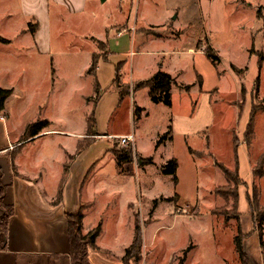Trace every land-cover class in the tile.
Here are the masks:
<instances>
[{"label":"rangeland","instance_id":"rangeland-1","mask_svg":"<svg viewBox=\"0 0 264 264\" xmlns=\"http://www.w3.org/2000/svg\"><path fill=\"white\" fill-rule=\"evenodd\" d=\"M121 9L130 20H136L135 29L144 31L147 38L160 36L155 31L158 26L140 27V22L157 23L168 17L173 28L183 33L175 31L180 36L174 39H149L143 44L144 51L136 52L140 47L131 33L117 26ZM27 20L25 15L22 21L26 24ZM48 28L50 55L29 59L24 52L19 64L16 61L12 66L23 70L21 78L0 75V85L13 87L7 105L17 126L49 119L51 127L67 133L39 140L66 139L67 150H74L82 162L104 156L101 172L113 168L111 151L131 150L132 159L122 163L121 170L141 178L137 182L131 179L134 188L140 181L147 187L142 190L143 205L140 197L135 202V224L140 226L143 240L140 259L126 264H181L183 252L184 264H243L233 243L237 223L247 257L244 264H264L255 218L264 208V175L252 176L251 172L264 171V160L259 157L264 153V109L259 107L264 104V60L260 69L257 64V55L262 52L264 56V0H86L82 12L52 14ZM197 36V50L191 52L188 48ZM25 40L21 42L26 44ZM207 44L213 47L215 64L205 54ZM92 56L96 67L89 70ZM50 58L55 71L46 73ZM158 63H163L162 70L177 75V83H194L188 91L173 86L171 106L152 104L145 88L132 96L134 84L149 78ZM196 81H202L201 88ZM133 97L146 108L141 120L132 115ZM252 107L259 109L252 114ZM250 118L253 136L246 152L243 143ZM167 125L172 127L173 139L155 152L154 139ZM81 132L85 135L79 138ZM121 132L134 133L139 154L153 156L158 164L174 156L179 164L178 183L165 175L152 176L160 172L156 165H148L147 175L141 176L134 143L122 146L117 136L108 135ZM185 141L193 149L191 155ZM44 149L43 153L56 155L54 148ZM235 155L240 179L227 183L218 164L228 168L233 178ZM160 194L173 195L172 208L164 207L169 210L166 216L160 206L158 220L149 224L151 218L142 219L141 209ZM3 215L0 206V224ZM3 232L0 226V235ZM80 234L84 232L80 230ZM261 238L264 242V223ZM3 242L1 236L0 245Z\"/></svg>","mask_w":264,"mask_h":264},{"label":"crops","instance_id":"crops-1","mask_svg":"<svg viewBox=\"0 0 264 264\" xmlns=\"http://www.w3.org/2000/svg\"><path fill=\"white\" fill-rule=\"evenodd\" d=\"M84 2L86 0H0V36L9 41L8 43H0V75H13L20 79L23 70L13 69L12 66L16 61V65L19 64L24 52H28L26 56L29 59H35L40 54L49 56L48 24L51 15H66L67 13L70 15L82 12ZM130 7L128 10L131 12ZM55 10L59 12H55ZM120 11L121 19L117 26L131 33L135 44L140 47L136 52H143V44L149 39H174L183 33V30L173 28L172 22H169L170 17H168L157 23L152 21L140 22V27L149 24L158 26L155 31L160 36L147 38L148 36L144 31L135 29L136 20H130L129 15L126 16L123 9ZM25 15L28 18L26 24L22 21ZM176 16L174 15L172 19H175ZM29 24H32L33 32L28 27ZM180 30V35L175 36V31ZM198 36L189 46V51L195 52L197 50L195 44L199 40ZM24 38L26 44L21 42ZM95 39L102 41L97 37ZM106 41L108 43L107 37ZM207 47L213 51L212 46L207 44ZM162 64H157L158 66L155 67L152 75L160 70L173 77L175 84L171 86V98L173 86L183 88L179 87L181 84L189 85L191 88L194 85V83H177V75L162 70ZM54 71L52 58H50L46 73H53ZM95 85L97 86V81H95ZM0 86V88L12 90L5 99L3 108L0 109V112L5 115V120H0V206L4 212L0 224L4 227V232L0 235V238L1 236L4 237V242L0 245V264H74L76 262L81 264H126L122 261V257L133 239L136 223V198L139 199L140 197L143 205L142 190H145L147 186L142 185L140 181L137 183L138 187L134 188L131 179L137 182L140 177L134 178V174L128 170L121 171L117 167L114 155L111 158L114 163L111 172H101V162L104 156L92 160V162L85 158L87 161L82 162V160H78L79 156H76L74 150L71 148L70 151L67 150L66 139L62 142L47 138L39 140L55 133L63 132V135L67 133L66 130L51 127L53 126L52 122L47 118L35 120H46L48 125L43 127L37 135L21 141L25 127L35 121H28L25 126H17L16 122L14 123L11 109L7 105L8 100L14 95L13 87ZM198 86L202 87V81L198 83ZM143 88L147 92L149 101L153 104L148 88ZM136 91L132 93V96H135ZM184 91L188 90L184 89ZM132 103L135 104V107L142 109L139 115L141 120L147 114L146 108L138 104L133 97L131 102L132 115L134 112ZM168 127L171 138L157 147L154 146L155 152L162 150L167 143L172 141L171 125H167L162 134L167 131ZM129 133L132 132L110 133L108 135L118 136ZM162 134H158L154 142ZM84 135L83 132L77 134L79 138ZM133 136L135 154L139 156L138 164L140 165L141 176L147 175L149 170L146 167L148 165H156L160 168L167 160L175 158L174 156L167 157L164 162L158 164L153 156L140 155L136 148L134 133ZM185 143L187 151L189 148L192 149L186 141ZM244 144L245 151L248 152L246 142ZM51 147L55 149L56 155L43 153L44 148ZM108 149L110 151V145ZM188 153L192 154L189 151ZM248 156L249 154L246 153L244 157L247 158V163L251 168ZM178 166L179 164L176 169L177 179L175 182L170 175H165L174 184H177L179 180ZM157 175L162 176L164 174L159 171L158 174H152V176ZM119 178L121 179L119 180ZM175 194L178 195L177 192L173 193V195ZM173 195L160 194L148 199L147 205H144L142 209L140 208L142 219L143 216L145 219L149 216L151 218L149 224L158 220L156 216L160 206L164 210V215L167 216L169 210L167 212L165 208L171 206L169 204L173 201ZM155 200L156 203L153 204ZM81 206H84L81 220V230L84 235L97 226H100V231L94 239V244L82 239L79 241L78 250H73L67 215H75ZM109 228H113L112 232ZM104 255L105 257H103ZM183 262L181 264H184Z\"/></svg>","mask_w":264,"mask_h":264},{"label":"trees","instance_id":"trees-1","mask_svg":"<svg viewBox=\"0 0 264 264\" xmlns=\"http://www.w3.org/2000/svg\"><path fill=\"white\" fill-rule=\"evenodd\" d=\"M259 14H260V9L257 10V15H259ZM28 27L33 32V28H31L32 24H29ZM8 42L9 41L7 39L0 36V43H8ZM250 52L251 53L253 52V47L250 48ZM205 54L211 60V62L213 64L216 63L217 57L214 54H212L211 48L207 47L205 49ZM263 60H264L263 53L260 52L257 55L258 69L261 68ZM96 62L97 61L94 59V56H92V62H91V66L89 67V70H91L92 67H96ZM173 84H175L173 77L170 74L159 70V71L155 72L149 78L134 84L133 90L136 91L140 88L147 87L148 92H149V96H150V100L153 103H163L164 105L170 106L171 105L170 90H171V86ZM258 85H259L258 84V78H256L255 88L257 91H258ZM116 86L118 87V84ZM182 87L185 90L190 89L189 85H185ZM11 92H12L11 89L0 88V109L3 108L4 101L11 94ZM120 96L122 97L121 92H120ZM261 106H263L262 109H264V104L259 105L260 108H261ZM258 109H259L258 107L257 108L252 107V110H253L252 114L254 112H256ZM141 110H142L141 108L135 107L134 112H133L134 115H137L139 118ZM46 125H48V122L46 120L35 121V122L28 124L24 129V132H23L22 137H21V141H24L26 139H29V138L37 135L43 129V127H45ZM88 131L91 132L90 129H88ZM246 132L247 133H246V137H245V142L247 144L248 141L251 140V138L253 136L252 118H250V120L247 124V131ZM92 134L93 133H87V135H92ZM170 138H171L170 128L168 127L167 131L158 137V139L155 143V146L157 147L158 145L165 142L166 140H169ZM233 146H234V151H236V148L238 146V140H237L236 136H235V141H233ZM189 152L192 153V150L190 148H189ZM112 153L114 155L116 164L120 170L122 169V167H121L122 163L130 162L132 159V152L130 149L121 150V151L115 150V151H112ZM259 157H260V159L264 160V153L261 154ZM236 158L237 157L235 155V161H234L235 162L234 163L235 173H234L233 178L231 177V171L228 168H225L223 165L218 164V167L221 169V171L224 175L225 181L227 183L230 181L235 182L234 180L236 178H239L238 160ZM148 161H150V160H148ZM177 165H178L177 160L175 158H171V159L167 160L160 167V172L164 175H170L172 177V180L175 182L177 179L176 178ZM252 175L261 177L264 175V171L262 172L260 170L259 172H256L255 170H253ZM233 197H234L235 206L237 207L238 198H239L237 187L235 189ZM253 198L255 199L254 195H253ZM155 203H156V200L153 201V204H155ZM83 208H84V206H81L79 211L75 215H67L68 222H69L70 241H71V246L73 247V250H78L79 241L82 239L86 240L85 238L88 239L87 241L89 243L94 244V239H95L96 235L98 234V232L100 231V226H97L94 229H92L91 231H89L86 235L80 234L81 220L83 217V214H82ZM236 218H237V222H238V216H236ZM255 218H256V227H257L258 232H259V234H258L259 245H260V248H263L262 252L264 253V242H262V238H261V229H262V225L264 223V208H261V209H259V211H257ZM233 243L235 245V249L239 255L240 260L244 264L247 257H246V253H245L243 243H242V231H241L239 223H237V229H236V234L233 238ZM141 248H142V231L140 229V226L138 224H135L132 242L125 249L124 255L122 257V261L124 263H126L127 260L133 259L135 262H137L140 259ZM185 256H186V252H183L182 257L180 258L181 262L184 261ZM77 263L81 264L79 262H77Z\"/></svg>","mask_w":264,"mask_h":264},{"label":"built area","instance_id":"built-area-1","mask_svg":"<svg viewBox=\"0 0 264 264\" xmlns=\"http://www.w3.org/2000/svg\"><path fill=\"white\" fill-rule=\"evenodd\" d=\"M0 120H5V115L0 112ZM118 143L122 146H127L134 143V136L133 133L125 134V135H118L117 136Z\"/></svg>","mask_w":264,"mask_h":264}]
</instances>
